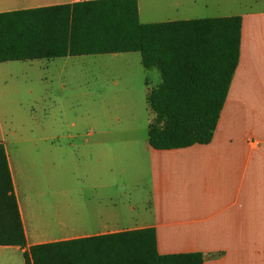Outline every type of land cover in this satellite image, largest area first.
Wrapping results in <instances>:
<instances>
[{
  "label": "crops",
  "instance_id": "crops-1",
  "mask_svg": "<svg viewBox=\"0 0 264 264\" xmlns=\"http://www.w3.org/2000/svg\"><path fill=\"white\" fill-rule=\"evenodd\" d=\"M77 1L0 0V12ZM200 5L216 15L199 16ZM137 7L141 23L230 16L225 0H137ZM241 18L238 63L209 143L154 149L147 126L143 138L132 122L113 137L101 130L28 137L11 157L0 134L27 244L0 245V264H25L23 251L32 244L145 227L154 228L162 254L200 252L202 264H264V20ZM124 52L130 51L8 61L65 64ZM65 70L81 69L58 72ZM104 71L111 69L98 72ZM157 82L118 88L113 79L110 93L92 102L108 97L139 106ZM56 138L66 140L67 155Z\"/></svg>",
  "mask_w": 264,
  "mask_h": 264
},
{
  "label": "trees",
  "instance_id": "trees-1",
  "mask_svg": "<svg viewBox=\"0 0 264 264\" xmlns=\"http://www.w3.org/2000/svg\"><path fill=\"white\" fill-rule=\"evenodd\" d=\"M240 15L141 23L137 0H82L0 12V62L139 51L159 83L146 92L154 149L212 139L238 63ZM0 245L26 247L0 142ZM25 264H202L200 252L159 253L153 227L32 244Z\"/></svg>",
  "mask_w": 264,
  "mask_h": 264
},
{
  "label": "rangeland",
  "instance_id": "rangeland-1",
  "mask_svg": "<svg viewBox=\"0 0 264 264\" xmlns=\"http://www.w3.org/2000/svg\"><path fill=\"white\" fill-rule=\"evenodd\" d=\"M198 13L207 16L217 12L200 5ZM224 13L261 21L264 20V0H225ZM62 67L81 70L75 74L67 70L58 72ZM100 69L111 71L100 73ZM145 78L159 82L160 75L157 69L141 65L138 51L81 55L65 64L62 58L0 62V134L5 136L10 156L14 149L29 145L26 138L49 133L81 134L101 130L106 131L107 137L111 133L113 137L120 126L130 127L134 122L145 138L147 121L153 114L145 101L135 107L122 106L121 101L114 104L108 97L99 103L92 102L99 93L102 96L110 93L108 88L113 79L119 80L118 88L125 84L145 88ZM61 79L64 84H60ZM99 87L103 89L100 91ZM53 141L56 144L66 142L61 138ZM60 150L68 154L64 144Z\"/></svg>",
  "mask_w": 264,
  "mask_h": 264
}]
</instances>
